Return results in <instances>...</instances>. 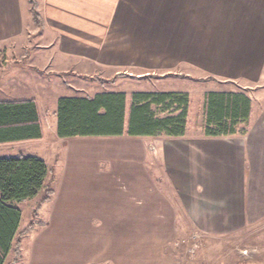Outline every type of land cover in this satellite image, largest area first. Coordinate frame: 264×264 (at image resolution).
<instances>
[{
  "label": "crops",
  "instance_id": "obj_1",
  "mask_svg": "<svg viewBox=\"0 0 264 264\" xmlns=\"http://www.w3.org/2000/svg\"><path fill=\"white\" fill-rule=\"evenodd\" d=\"M37 2L40 28L49 38L38 53H9L3 60L8 64L0 55V105L33 101L40 136L28 137L32 129L19 127L33 123L32 107L29 121L20 124L11 120L13 113L0 111V158H41L48 168L44 184H52L63 147L89 160L65 167L63 174L70 177L63 182L73 195L54 202L59 218L72 221L70 234L35 241L31 264L34 255L38 264H172L164 251L177 231L189 227L215 236L264 222V0ZM32 20L29 0H0V45H22ZM96 70L103 84L119 73L136 80L154 76L204 84L194 105L193 89L175 90L189 95L183 135L115 136L149 138L125 142L136 166L124 168V183L115 186L113 173L97 167L91 137L98 136L57 134L58 99L97 92L74 94L82 91L78 83L64 82L54 94L42 79L43 73L70 72L89 78ZM207 91H241L249 97L244 133L204 134ZM148 151L166 187L146 166ZM24 201L15 203L18 229Z\"/></svg>",
  "mask_w": 264,
  "mask_h": 264
},
{
  "label": "trees",
  "instance_id": "obj_2",
  "mask_svg": "<svg viewBox=\"0 0 264 264\" xmlns=\"http://www.w3.org/2000/svg\"><path fill=\"white\" fill-rule=\"evenodd\" d=\"M34 22L42 26L37 0H29ZM119 73L107 82H114ZM100 79V78H99ZM101 82L104 79H100ZM105 81V80H104ZM189 95L175 90L102 91L93 96H63L57 101V134L76 136H157L184 134L189 111ZM0 111L13 113L16 123L32 129L27 136L39 137L33 101L8 102ZM251 111L249 97L241 91H207L203 97V131L206 136H230L245 132ZM2 113V112H1ZM4 134V132H3ZM48 173L45 162L36 156L0 158V264L12 247L20 221L15 203L44 192L37 209L51 200L54 190L44 184ZM29 228V227H28ZM30 229L32 227L30 226Z\"/></svg>",
  "mask_w": 264,
  "mask_h": 264
},
{
  "label": "rangeland",
  "instance_id": "obj_3",
  "mask_svg": "<svg viewBox=\"0 0 264 264\" xmlns=\"http://www.w3.org/2000/svg\"><path fill=\"white\" fill-rule=\"evenodd\" d=\"M40 27L38 23L32 20V24L26 27L22 35V45H0V55L4 56L2 61L8 59L9 53L22 54L24 52H40L44 38H49ZM44 34L46 37H44ZM28 39L31 40L29 45L25 43V40ZM2 63L8 64L6 61ZM97 70L100 73L102 72L101 75H106L103 69ZM97 70V76L89 78H83L80 77L79 74L70 72L55 75L51 73L48 77L43 73L42 79L44 81L47 79L49 83L48 90L50 93L54 94L62 88L60 85H63L64 82L71 85L73 83H78L75 87H79L82 90L74 91V94L78 95L94 91H117L120 89L126 90L128 94L132 91L147 90V88H153L152 90L189 91L193 89L195 92L192 93L193 105L197 102L198 88L204 85L202 82H188L182 78L163 80L161 78H154V76H150L151 78L149 79L148 76L146 80H136L128 75L120 76L117 82L113 84H103L99 79L100 74ZM91 139H93L91 140L93 141L92 150L95 153L97 167L101 168V170L103 169L107 173H113V183L115 186L124 183V168L129 167V165L134 168L136 166L134 161L136 157L125 146V142L133 141L142 143L141 139L146 140L149 138L139 139V137H126L120 139L115 136H98L96 138L91 137ZM70 149H72V147L69 148V151H64L65 148L63 147V149L59 151L58 158L54 163L53 168L55 177L51 184L54 194L50 202L44 203L40 206L39 210L37 209V204L44 193L41 192L37 197L26 200L20 204L22 209L21 224L14 237L12 247L6 256L4 264H31L30 258L32 255H30V253L35 241L42 240L44 236L45 238L47 236L57 237L58 233L59 235L64 232V235L70 234L69 231L72 230L73 223L71 220L59 218L62 214L61 212L58 214V208L55 207L54 202L55 200L58 201L59 197L72 198L73 195L72 186L65 183L66 181L63 182L66 178L68 179L70 177L69 174H63L66 170L65 167L73 166V162L76 160L86 162L89 160L86 157H82L83 155H81V157H75L76 154L70 152ZM147 155L146 166L150 169L152 176H155L156 181L166 187L165 183L160 178L157 167L158 164H154L150 151H148ZM90 160H93V158ZM49 164H51V162H49ZM30 226L32 229H30ZM48 240L50 241V239ZM65 248H71V245L69 246L66 243ZM69 253V250L65 249V257L69 256ZM164 253L171 259L172 264H264V222L255 223L241 232L215 236L187 227L185 230L177 231L174 238L170 240ZM34 256L32 264H38L37 259L39 256ZM74 264L86 263L77 261Z\"/></svg>",
  "mask_w": 264,
  "mask_h": 264
}]
</instances>
